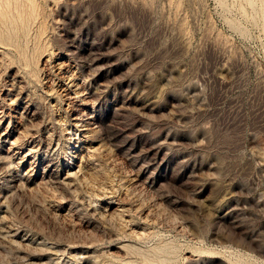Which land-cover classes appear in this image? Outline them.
Wrapping results in <instances>:
<instances>
[{"label":"rangeland","instance_id":"obj_1","mask_svg":"<svg viewBox=\"0 0 264 264\" xmlns=\"http://www.w3.org/2000/svg\"><path fill=\"white\" fill-rule=\"evenodd\" d=\"M0 264H264V0H0Z\"/></svg>","mask_w":264,"mask_h":264}]
</instances>
